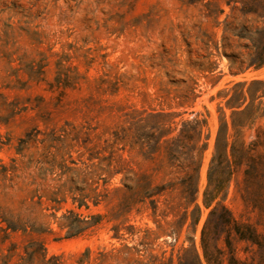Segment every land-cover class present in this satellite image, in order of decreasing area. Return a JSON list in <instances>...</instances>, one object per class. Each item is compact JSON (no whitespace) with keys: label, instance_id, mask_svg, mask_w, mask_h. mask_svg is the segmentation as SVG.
<instances>
[{"label":"trees","instance_id":"obj_1","mask_svg":"<svg viewBox=\"0 0 264 264\" xmlns=\"http://www.w3.org/2000/svg\"><path fill=\"white\" fill-rule=\"evenodd\" d=\"M134 1L124 0L132 5ZM178 1L183 6L197 8L202 20L213 21L217 26L225 13L224 4L230 6L232 12L239 7L243 21L235 19L229 22L230 15L223 21V49L230 68L242 70L264 65V0ZM249 19L252 24H248ZM143 20V17H137L130 22L124 21V25L138 26ZM146 20L151 26L154 17H146ZM229 31L240 39L250 40L252 44L247 46L250 49L248 53L235 51L227 43ZM183 35L186 39L193 35L206 50L213 44L217 45L214 35L203 29L202 21ZM178 38L176 35L175 41ZM211 55L209 52L201 59H186V62L200 71L212 72L215 62L210 60ZM93 60L91 58L89 62ZM167 61L176 67L182 62L178 57L166 59L162 56L157 66L165 69ZM56 66L57 74L50 85L60 93H65L67 88L79 87L88 79L86 73L70 62L69 53L60 54ZM39 67L37 70L32 64L30 73L36 76L42 74L44 65ZM121 82L122 76L117 73H104L94 79L98 90L111 93L120 89ZM184 83L185 88L172 97L179 99L180 105L187 103L197 88L194 77ZM256 83L264 85V80L253 79L247 88V80L239 81L229 88L226 105L232 110L231 118L223 109L215 135L206 131L208 119L202 112H197L193 118L177 121L178 112L165 108H131L125 112L124 121L110 131V136L100 141L94 140L92 132L95 127L89 122L67 120L61 125L35 126L26 131L19 137L15 148L19 156L11 157L10 161L0 158L2 241L20 231L24 234L56 233L53 223H57L59 231H65V237L85 234L99 226L106 215L86 214L83 209L97 206L111 193H117L118 203L110 213V220H118L122 214L129 215L133 211L139 214L151 209L157 224L156 233L176 235L178 241L184 226L188 225L191 227L190 245H183L176 258L174 252L167 256L166 250L161 254L153 253L149 251L151 242L145 241L154 233L150 228L143 230L140 242L143 249L136 244L130 245L125 234L135 235L142 229L125 217L112 226V236L123 240L120 246L99 250L95 255V251L87 247L77 254L72 264H264V126L256 128L250 141L243 131L256 114L252 113L255 100L264 96V89L257 95L253 87ZM161 91L160 96L164 98H169L172 93L165 86L161 87ZM25 108L13 104L11 115ZM1 137L2 134L0 146L6 144ZM126 150H137L159 159L161 165L167 164L172 169L177 179L155 183L124 157ZM208 152L211 155L206 170L207 183L202 190L201 177ZM238 172L243 177L237 181V192L247 213L254 214V219L251 215L237 217L226 203ZM118 175L121 176L120 182L114 184L113 180ZM173 191H177V201L166 199L165 208L160 211L161 197ZM204 209L209 212L203 222L198 245L196 232ZM170 215L175 218L167 220ZM45 218H53L54 221ZM235 241L248 243V250L253 252L251 262L238 255ZM17 248L18 244L12 242L4 264H9ZM24 252L18 253L20 261L16 264L65 262L63 255L48 256L44 243L38 240L26 244Z\"/></svg>","mask_w":264,"mask_h":264},{"label":"rangeland","instance_id":"obj_2","mask_svg":"<svg viewBox=\"0 0 264 264\" xmlns=\"http://www.w3.org/2000/svg\"><path fill=\"white\" fill-rule=\"evenodd\" d=\"M224 7L221 24L217 26L213 21L202 20L197 8L183 6L178 0H135L133 5L126 4L124 0H0V134L1 140L6 141L0 146V158L10 161L11 157L19 156L15 149L18 139L31 128L61 125L67 120L91 123L95 127L92 132L94 140H103L124 121L125 112L131 108L177 111V121L193 118L197 112H202L208 119L206 131L215 135L223 109L226 116L231 118L232 110L226 105L229 88L239 81L247 80V88L253 79L264 80V65L242 70L230 68L223 49V21L227 15H230L229 22L243 19L239 7L234 12L230 6L224 4ZM145 16L154 17L151 26ZM137 17L144 18L138 26L124 25V21L130 22ZM199 21H202L204 30L214 35L219 47L213 44L206 50L193 35L185 38L183 33L193 29ZM248 24H252L251 19ZM176 35L179 37L177 41L174 39ZM226 36L227 43L235 51L244 54L250 51L247 48L252 44L250 40L240 39L230 31ZM209 52L212 53L210 60L215 62L212 72L200 71L186 62V59H201ZM62 53H69L70 62L88 76L79 87L67 88L65 93H60L50 85L57 74L56 62ZM162 56L166 59L178 57L182 62L176 67L167 61V67L160 69L157 62ZM91 58L94 59L92 63L89 62ZM32 64L37 70L44 65V72L38 76L32 75ZM104 73L122 76L120 89L116 93L95 87L94 79ZM190 77L197 81L196 93L187 103L180 105V100L172 97L185 88L184 81ZM164 86L172 90L169 98L160 96L163 93L161 87ZM253 87L257 95L264 89L261 83ZM13 104L26 108L11 115ZM253 106L252 113L256 114L243 129L248 141L258 126H264V96L258 97ZM123 154L136 170L157 184L177 179L172 169L167 164L161 165L157 158L137 150H126ZM210 155V152L206 154L202 171V190L207 183L206 170ZM120 177L118 175L113 183H119ZM242 177L241 172L235 175L226 203L237 217L251 215L254 219V214L247 213L237 192V181H241ZM176 196L177 191L166 192L160 199V211L165 208L166 199L176 202ZM118 198L117 193H111L101 204L91 205L90 209L84 208L86 214L102 213L106 216L94 230L79 236L65 237V231H59L57 223H53L56 233L24 234L20 231L4 242L0 233V264L5 263L12 242L17 243L18 248L9 264L20 261L18 253L25 254L24 246L32 240L43 242L48 256L63 255L64 264L74 263L77 254L87 247H91L95 255L99 250L120 246L123 240L112 236V226L125 217L142 229L135 235L125 234L126 242L130 245L144 248L140 242L145 228L154 230L145 239L151 242L149 251L153 253L161 254L166 250L167 256L174 252L176 258L183 245H190L191 227L188 225L184 226L178 241L176 235L156 233L157 224L151 209L139 214L133 211L129 215L122 214L118 220H110V213L116 208ZM208 212V209H204L197 227L198 245ZM174 218L170 215L167 220ZM235 244L238 255L251 262L253 252L248 250V243L235 241Z\"/></svg>","mask_w":264,"mask_h":264}]
</instances>
